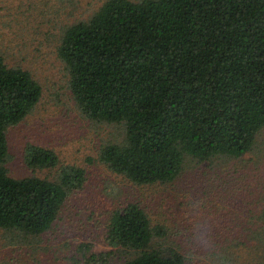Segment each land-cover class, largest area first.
I'll return each mask as SVG.
<instances>
[{
  "label": "trees",
  "instance_id": "trees-1",
  "mask_svg": "<svg viewBox=\"0 0 264 264\" xmlns=\"http://www.w3.org/2000/svg\"><path fill=\"white\" fill-rule=\"evenodd\" d=\"M58 55L82 114L124 127L98 158L135 184L174 181L188 155L240 157L264 129V0H106L65 29ZM42 94L34 75L0 52V229L45 232L86 181L77 165L56 180L10 175L7 130ZM26 159L59 163L40 145L27 146ZM107 231L109 245L126 254L115 264H187L167 226L138 202L115 209ZM233 251L225 247L219 264H240L243 249ZM98 259L92 253L88 264H111Z\"/></svg>",
  "mask_w": 264,
  "mask_h": 264
},
{
  "label": "rangeland",
  "instance_id": "rangeland-1",
  "mask_svg": "<svg viewBox=\"0 0 264 264\" xmlns=\"http://www.w3.org/2000/svg\"><path fill=\"white\" fill-rule=\"evenodd\" d=\"M105 1L0 0V52L43 87L32 112L7 130L8 171L15 178L52 180L66 165L86 172L83 187L69 195L45 232L0 229V264H88L92 253L100 262L118 263L126 254L109 245L108 224L112 212L130 202L167 226L187 264H219L225 247L243 249L240 264H264V129L240 157L186 156L179 176L168 183L135 184L98 158L103 143L122 140L124 127L82 114L58 46L68 26L89 19ZM29 145L53 149L58 165L31 167ZM226 239L235 240L228 246Z\"/></svg>",
  "mask_w": 264,
  "mask_h": 264
}]
</instances>
